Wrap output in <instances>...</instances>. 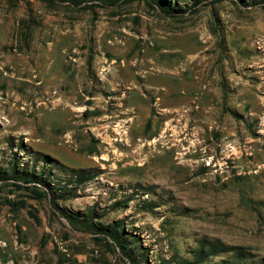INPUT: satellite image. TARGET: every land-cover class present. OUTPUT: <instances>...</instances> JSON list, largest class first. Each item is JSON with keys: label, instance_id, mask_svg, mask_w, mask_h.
Listing matches in <instances>:
<instances>
[{"label": "rangeland", "instance_id": "1", "mask_svg": "<svg viewBox=\"0 0 264 264\" xmlns=\"http://www.w3.org/2000/svg\"><path fill=\"white\" fill-rule=\"evenodd\" d=\"M168 1L185 11L0 0V168H53L55 186L86 169L58 206L121 222L148 264L202 239L264 264V0ZM11 190L0 264H129L49 198Z\"/></svg>", "mask_w": 264, "mask_h": 264}, {"label": "trees", "instance_id": "2", "mask_svg": "<svg viewBox=\"0 0 264 264\" xmlns=\"http://www.w3.org/2000/svg\"><path fill=\"white\" fill-rule=\"evenodd\" d=\"M54 1V0H50ZM79 3L81 0H59ZM243 1V0H240ZM151 5L158 6L167 15L174 16L177 12H184L185 10H178L174 8L168 0H147ZM199 0H195L196 5ZM254 2V1H252ZM46 162L51 161L49 157L45 158ZM53 168L48 171L46 169L37 171L33 168H19L17 165L13 166L10 171L0 168V194L10 185L15 187L11 190L12 193L17 190L27 191L32 198L36 200H43L49 198L54 207L57 208L61 216L66 218L68 222L75 228L83 230L94 235L97 242H106L114 248H117L122 257L129 261V264H148L147 256L150 249L144 247L139 243L138 239L132 238V235L122 227L121 222H113L112 224L102 225L95 221L97 213L94 209L89 210L86 214L72 213L65 208L58 206V198H67L73 196V192L69 187L74 184L75 187L93 178L86 169H72L69 174L68 181L65 183L59 180V184L53 185ZM55 186V187H54ZM57 193H60L57 196ZM7 204L14 208L24 207L25 200L13 201L10 198L4 200ZM231 252V256L221 259V261L209 263V260L220 256L222 254ZM247 256L246 253L236 250L225 244L216 241H208L202 239L199 245L193 250L190 258H182L179 255H173L170 259L165 260V264H245Z\"/></svg>", "mask_w": 264, "mask_h": 264}]
</instances>
